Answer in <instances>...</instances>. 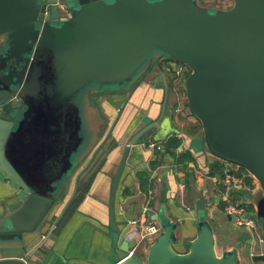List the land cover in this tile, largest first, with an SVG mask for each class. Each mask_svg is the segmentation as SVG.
<instances>
[{"label":"water","instance_id":"obj_1","mask_svg":"<svg viewBox=\"0 0 264 264\" xmlns=\"http://www.w3.org/2000/svg\"><path fill=\"white\" fill-rule=\"evenodd\" d=\"M64 1L65 7L59 0H0V181L13 185L18 200L16 208L4 205L0 211V264H43L35 255L54 235L81 175L113 136L136 92L157 93L158 106L136 118L139 123L120 139L117 169L122 164L124 170L134 148H143L146 137L170 118L167 59L191 70L188 112L203 129L192 146L245 170L262 192L253 213L262 240L250 231L249 255L253 263H264V253H252L264 248V0H234L229 9L197 0ZM90 86L125 98L94 153L78 105ZM166 197L164 184L165 205ZM132 218L119 217L114 205L110 209L112 254H126L114 264H243L241 244L218 252L205 215L195 221L196 236L184 241L186 251L174 246L178 222L165 218L145 256L129 254L136 243L127 237ZM150 218L157 221L159 213ZM8 241L17 244L4 248Z\"/></svg>","mask_w":264,"mask_h":264},{"label":"crops","instance_id":"obj_2","mask_svg":"<svg viewBox=\"0 0 264 264\" xmlns=\"http://www.w3.org/2000/svg\"><path fill=\"white\" fill-rule=\"evenodd\" d=\"M167 81L173 90L176 85H179L178 80L171 81L168 76ZM148 89H140L126 105L113 136L88 170L81 175L76 197L63 214L54 235L50 236L44 246V251L37 253L35 259L43 264H70L66 260L71 258L76 264L116 263L126 254L120 252L117 258H114L112 254L108 234L110 209L114 205L119 212V217L134 218L140 214L149 189H154L151 212H158L161 207V192L166 184L167 210L171 218L179 224L177 230L179 240L174 245L177 251H186L184 241L196 236L195 221L199 218V214L195 203L205 200L209 218L216 226L218 252L221 253L226 248L241 244L243 264H264L263 262L253 263L250 259L249 251L252 244L250 228L236 232L237 229L229 226L231 230H228L229 227L224 224L221 209L225 211L226 201H217V196L224 197L226 187L218 183L217 173L223 177L230 167L192 146V140L201 137L203 129L199 119L188 112V103L184 102L186 100L184 92L179 91L178 102L169 106L170 118L165 119L161 127L146 137L143 148L139 146L134 148L131 162H126L124 170L121 169L124 166L122 164L121 168L117 169L119 161L114 162V155L120 139L127 133L130 125L134 127L139 123V120L134 121L136 118L144 116L148 108L156 110L158 106L154 102L158 99L157 93ZM111 95L110 93L101 95L102 98L113 97L108 100L103 99L101 104V110H105L109 118V125L112 124L125 102V98ZM103 137L104 133H101L99 143ZM173 138L174 142L179 144L175 149L168 141ZM150 141L160 142L162 149L155 151L147 149L146 144ZM172 151H175L179 158L185 154L186 158L187 155H192V158L176 161L173 159ZM231 170L239 173L238 168L234 167ZM143 171L147 173L146 179L140 177L139 173ZM240 175L245 176V187L240 186V188L253 192L259 189L256 181L247 180L246 173ZM143 181L146 187L143 186ZM234 188L230 190L233 200L237 197V194L234 195ZM15 191L10 182L0 181V211L4 205L10 209L17 207ZM254 206L252 202L245 203V207L253 213ZM227 219L231 221L232 217L227 215ZM258 233L260 234V230ZM148 245L143 244L138 253H146ZM247 247L249 250H246ZM252 253H264V248H256Z\"/></svg>","mask_w":264,"mask_h":264},{"label":"rangeland","instance_id":"obj_3","mask_svg":"<svg viewBox=\"0 0 264 264\" xmlns=\"http://www.w3.org/2000/svg\"><path fill=\"white\" fill-rule=\"evenodd\" d=\"M199 2L200 5H203L205 7L210 6V7H217V8H221V9H226V8H231L234 4V0H197ZM61 3H65L64 0L60 1ZM213 9V8H212ZM167 61H169L168 63L173 64L174 67V71L173 72H167V76L169 79H171V81L174 80H180L178 81L179 85H176V87H174L175 91L171 88L170 89V94H169V100H168V108H170L169 106L172 103H176L178 102V93L179 91L184 92L185 93V84H186V80L189 77V75L191 74V70L190 68L182 63L177 62L176 60L173 59H167L165 61V63L163 64V68H165V66L167 65ZM182 70V71H181ZM95 90V86H90L88 87L81 95L80 98L78 100V105L81 107V111H82V117L84 120V123L86 124L84 126V131H88L90 138L92 140V144H94V148L93 150L95 151V149L99 146L98 140H99V136L101 134L100 131H103L104 136L106 135V133L109 130V118L105 113V110H101V104L103 103V99H111L109 97H101V92H96ZM177 92V94L175 93ZM100 93V94H99ZM100 95V96H99ZM113 96V95H111ZM115 96V95H114ZM186 97V95H185ZM187 102V98L186 100H184V102ZM87 126V127H86ZM104 138V137H103ZM198 139H196L195 141H197ZM99 143V144H98ZM96 146V147H95ZM93 151V153H94ZM92 156V154H91ZM90 156V157H91ZM89 157V159H90ZM235 173V172H233ZM237 175L240 176V174L236 173ZM217 178L219 179V181H221V174L217 173ZM74 188V182L72 181L70 183V185L67 188V194L64 198L63 203H65L69 196L71 195L72 191ZM239 193V196H238ZM237 194L236 199H232V202L236 203L237 205H242L245 206V203L248 202H252L254 204H256L259 199L262 197V192L260 189L256 190V191H250L246 188H240V187H236L234 188V195ZM224 200L223 195H219V197L217 196V201H222ZM206 201L205 200H199L198 202L195 203L196 206V210L198 211V214L201 215H205V220L209 222V224L211 225V227L213 228V230L216 232V226L214 221H212L209 218L208 212H207V208L205 205ZM227 203V202H225ZM161 208L158 211L159 213V219L156 222L157 224H159L162 227L163 221L165 218H171L170 214L167 211V207L165 204L161 203ZM140 211H143V208H141ZM222 219L225 220L224 224L227 227H232L236 232H240L239 230H243V229H248L249 227L247 225H238L236 224V219H235V215H233L232 220L229 221L227 219V213L222 210ZM148 213L151 215L152 212L148 211ZM244 219H250L253 218L256 220V217L253 215V212L249 211L248 209L245 210V212L243 213L242 216ZM229 227L228 230H231V228ZM254 230V229H253ZM255 231V230H254ZM218 233V232H217ZM253 242V239H251ZM16 243V241H8L6 243H4V248H9L11 246H14ZM149 247V245H148ZM148 249V248H147ZM5 255H13V252H10L9 250H6ZM146 253H142L143 256H145Z\"/></svg>","mask_w":264,"mask_h":264},{"label":"built area","instance_id":"obj_4","mask_svg":"<svg viewBox=\"0 0 264 264\" xmlns=\"http://www.w3.org/2000/svg\"><path fill=\"white\" fill-rule=\"evenodd\" d=\"M59 5L61 7H65L64 3L60 2ZM210 7V6H207ZM217 8V7H214ZM221 9V8H218ZM228 9V8H226ZM164 68V71L166 72H173L174 67L173 64L168 63ZM165 63V62H164ZM163 63V64H164ZM182 71V70H181ZM179 81V80H178ZM147 149L149 150H161L162 144L160 142L150 141L146 144ZM232 168H229L225 171L221 181H219V184H223L226 187V192L224 193V200L227 202L225 203V212L230 215L231 217L235 215L236 224L238 225H247L251 231H254L260 240H262V236L258 233V225L255 219H244L243 213L248 208L242 205H237L236 203L232 202V197L230 194V190L234 187H245V176H239L236 174V170H231ZM235 172V173H233ZM254 180V179H253ZM255 181V180H254ZM155 191L154 189H149L148 194L145 199V203L143 205V211L140 212V214L134 218H132L129 221L130 225V231L127 234L128 240L134 239L135 240V246L133 249L129 251V254H132L134 252H138L139 249L144 244L147 246L152 242V240L161 232V226L151 220L150 214L148 211L152 210V200L154 198ZM249 210V209H248ZM233 218V217H232ZM254 229V230H253Z\"/></svg>","mask_w":264,"mask_h":264},{"label":"trees","instance_id":"obj_5","mask_svg":"<svg viewBox=\"0 0 264 264\" xmlns=\"http://www.w3.org/2000/svg\"><path fill=\"white\" fill-rule=\"evenodd\" d=\"M173 146V148L175 149V148H177V146L179 145L177 142H174V138L173 139H170V140H168ZM171 154H172V156H173V159L175 160L176 159V161H178V160H183V159H191L192 158V155L190 156V155H187L188 157L186 158V154H185V156L183 155L181 158H179L178 156H177V154L175 153V151H172L171 152ZM188 154V153H187ZM155 165H156V163H155ZM238 174H247L248 175V177H247V180L248 181H250V180H253V178L245 171V170H243V169H238ZM140 174V177L141 178H147V173L146 172H140L139 173ZM143 186L144 187H146V183L143 181Z\"/></svg>","mask_w":264,"mask_h":264},{"label":"flooded vegetation","instance_id":"obj_6","mask_svg":"<svg viewBox=\"0 0 264 264\" xmlns=\"http://www.w3.org/2000/svg\"><path fill=\"white\" fill-rule=\"evenodd\" d=\"M164 69V68H163ZM60 221H61V219H60ZM59 224H60V222H59ZM58 227V226H57ZM57 229V228H56Z\"/></svg>","mask_w":264,"mask_h":264}]
</instances>
